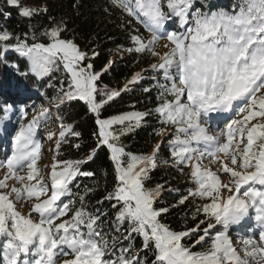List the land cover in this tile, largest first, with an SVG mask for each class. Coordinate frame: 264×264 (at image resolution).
I'll use <instances>...</instances> for the list:
<instances>
[{
	"label": "snow or ice",
	"instance_id": "1",
	"mask_svg": "<svg viewBox=\"0 0 264 264\" xmlns=\"http://www.w3.org/2000/svg\"><path fill=\"white\" fill-rule=\"evenodd\" d=\"M6 4L29 21L48 12L46 6L29 7L21 0ZM109 6L122 13L120 27L131 42V47L118 45V50L156 59L150 68L160 76L153 77L157 105L148 112L101 118L105 105L131 91L144 76L134 73L122 89L103 85L101 76L113 61L96 71L92 61L99 52L66 38L63 18L49 17L50 26L39 32V25L30 23L23 34L0 24V62L20 77H35L33 87L55 93L49 97L44 92L48 104L31 120L27 116L34 107L17 108L31 99L30 88L16 87L19 99L0 102L4 135L17 110L23 117L10 136V154L0 160V169H6L0 179V264H264V0H235L231 10L212 0H109ZM105 12L111 15L109 8ZM3 19H11V13ZM133 20L149 35L140 34ZM162 40L167 51L158 50ZM10 53L26 60L28 70L10 62ZM53 71L62 73L58 87L50 78ZM73 101L83 102L94 114L96 147L79 160H61V146L81 137L61 115ZM151 115L160 124L155 135L173 129L167 141L170 159L161 162L181 175L189 169L192 187L178 205L203 201L191 218H204L193 228L171 229L161 219L169 208L155 206L166 190L176 189L147 186L163 142L140 155L126 152L120 142ZM49 121L58 125V135L47 136L49 141L55 138V158L46 178L49 166L38 167V130ZM103 147L109 150L116 184L97 204L110 203L115 210L111 219L101 208L89 211L86 197L95 187L82 193L72 190L79 187L74 184L78 177L94 176L82 168ZM0 150L7 153L2 144ZM135 237L141 238L140 248L134 247ZM185 238L193 243L183 242ZM204 244V250L193 251Z\"/></svg>",
	"mask_w": 264,
	"mask_h": 264
},
{
	"label": "trees",
	"instance_id": "2",
	"mask_svg": "<svg viewBox=\"0 0 264 264\" xmlns=\"http://www.w3.org/2000/svg\"><path fill=\"white\" fill-rule=\"evenodd\" d=\"M212 2L220 8L231 10V6L235 3V0H212ZM41 6H46L48 12L38 15L29 21L18 16L17 9L8 7L6 0H0V24H6L7 28L14 33L23 34L29 31L28 25L30 23L38 24L39 28L37 32H39L40 28L50 26L49 17H54L57 20L63 18L68 28V31L64 33L66 38L75 39V42L84 50L95 48L99 52V55L92 61L96 71H100L109 60L113 61L109 71L101 76L102 84L106 85L109 89H122L134 73L142 72L144 79L131 86V91L122 92L121 96L112 101L110 105H105L101 118H109L127 112H148L156 107L157 90L153 87L156 83L153 77L155 76L159 79L160 76L150 68L152 57L147 54L128 53L118 50V45H123L124 48L131 47V42L127 38V32L120 27L122 13L110 8L109 0H35L33 6L29 5V7ZM105 8H109L111 15L105 12ZM8 12L11 13V19L5 21L3 14ZM123 19L129 20L131 18L125 16ZM132 24L136 28L134 20ZM172 27L175 28L176 25ZM139 33L141 34V28ZM8 60L18 63L22 71L28 70L27 61L19 58L17 54L10 53ZM50 78L58 87V81L62 78V73L53 71ZM35 83V77L28 79L20 77L13 69L0 62V102L4 100L11 102L19 99L14 92V88L21 85L30 88L31 95L33 93L36 94V90H38L40 97H42L45 91H47L49 97L55 94L53 89L33 87ZM144 88H151L152 91L144 92ZM42 99L38 103L35 102L37 103L36 106L47 103L44 102L45 96ZM33 103L30 101V104ZM61 115L65 117L67 123L75 125L76 130L81 133V137L78 139L74 138L70 144L62 145L59 159L79 160L90 152L92 148L96 147V138L93 135L97 131L95 116L88 111L83 102L78 101H73L69 106L64 107ZM159 127L160 124L157 121V117L151 115L146 118L145 123L141 127L136 128L134 132L122 136L120 142L125 146L126 152L136 155L150 154L155 144L163 142L157 160L158 167L152 171L151 180L147 186L155 187L157 184H163L166 189H176L177 191L166 190L155 206L169 208V213L162 216L161 219L171 229L181 231L186 227L193 228L199 219L204 218L203 216L197 217L196 220L191 218L195 205L203 203V201L196 200L192 202L190 200L184 205H178L179 199L181 196L187 194V189L190 186L183 183V180H181L183 175L176 168L172 167L170 163L165 164L161 162L170 159L167 141L170 138L169 133L173 130L169 128V133L164 134V136H157L155 132ZM57 129L58 125L49 121L48 126L41 127L39 132H58ZM76 143L81 145L79 149L73 146ZM54 149L55 146L52 149L51 164L55 158ZM82 170L91 171L94 173V176L78 177L77 181H74V184L78 183L79 187H73V192L82 193L85 187H95L96 190L86 197L88 209L92 211L95 208H101L108 212V219H111L115 215V210L111 209L110 203L105 201L102 205L97 204V201L103 199L107 192L112 191L116 184V174L113 163L110 160L109 150L106 147L101 148L96 153L94 159L84 165ZM48 171H50V168L45 170L43 174L47 176ZM172 205L178 206L172 207ZM78 206L79 203L77 202ZM104 230L108 231L109 226L105 225ZM183 242L192 244L193 240L185 238ZM133 243L134 247L140 248L142 245L141 238L135 237ZM123 244L127 246L128 241L124 240ZM206 247L207 244H204L203 247L197 245L193 251H202ZM148 256L151 259L150 253Z\"/></svg>",
	"mask_w": 264,
	"mask_h": 264
},
{
	"label": "rangeland",
	"instance_id": "3",
	"mask_svg": "<svg viewBox=\"0 0 264 264\" xmlns=\"http://www.w3.org/2000/svg\"><path fill=\"white\" fill-rule=\"evenodd\" d=\"M21 3L23 5H25V6H29V5L30 6H33V4L35 3V0H21ZM136 28L139 29V30L141 28V34L142 35H144V36H148L149 35L145 31V29L143 28L142 25L136 23ZM164 43H166V41H163L162 40L160 42V46L158 47V50L161 51V52L167 51V49L163 48V44ZM151 59H152V63L153 62H156V59L155 58L152 57ZM35 92L37 93L38 90H36ZM42 98H44V92H43L42 97H40V95H38V94H34L33 93V95H31V99H28L26 104H19L17 106V108L18 109H23V108H26L28 106L34 107L36 111L35 112L29 111L28 116H27V120H31L32 117L39 111L40 106L42 104L41 105H37V106H36V104L39 101L43 100ZM33 100H35V101H33ZM30 101L31 102H34V103L33 104H30ZM35 102H37V103H35ZM44 102H47V103L44 104L45 106H47L48 101L46 100V98L44 99ZM21 119H23V117L21 115V112L19 110H17L15 112V114L11 118V127H10V130H9V134L8 135H4L3 132H2V130H0V136L3 137V139H0V144H2L4 146V148L7 149V153L4 150H0V160L4 159L6 154H10V136H11V134H14V131L16 130V128H18L17 121H19ZM27 120H25L24 122H27ZM56 133L58 135V132H56ZM47 136H48V133H46L45 131L39 132V130H38V138L42 142V159L38 162V167H42V168L44 166H49V168H50V164H51L50 163V159H51L52 151H50L49 149H53V147L55 146V138L53 140L49 141L47 139ZM213 170H215V169H213ZM5 172H6V169H0V179L3 178ZM188 172H189V169L185 168V171H184V174H183V177H182L181 180H183V183L188 184V186L192 187L191 180L190 179L188 180V178H189L188 177ZM21 174H24V173H21ZM46 174H47V172H46ZM44 176L47 178L46 175H44ZM223 178L224 177H222V179ZM21 205H23V202H21ZM21 205H18V207H20ZM23 211L25 213L27 212V206L26 205H23ZM230 235L232 236L233 241L235 243L236 240H237L236 229L231 230L230 231Z\"/></svg>",
	"mask_w": 264,
	"mask_h": 264
}]
</instances>
